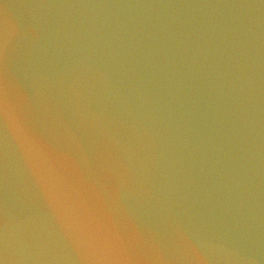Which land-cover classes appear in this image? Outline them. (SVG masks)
<instances>
[{"label":"water","instance_id":"water-1","mask_svg":"<svg viewBox=\"0 0 264 264\" xmlns=\"http://www.w3.org/2000/svg\"><path fill=\"white\" fill-rule=\"evenodd\" d=\"M0 264H264V0H0Z\"/></svg>","mask_w":264,"mask_h":264}]
</instances>
